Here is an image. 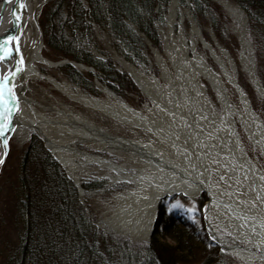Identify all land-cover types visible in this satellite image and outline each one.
Instances as JSON below:
<instances>
[{
	"label": "bare ground",
	"instance_id": "obj_1",
	"mask_svg": "<svg viewBox=\"0 0 264 264\" xmlns=\"http://www.w3.org/2000/svg\"><path fill=\"white\" fill-rule=\"evenodd\" d=\"M49 1L26 0L23 9L17 35L24 63L14 78L20 111L13 113L15 132L6 134L9 141L23 146L40 137L82 200L108 198L98 212V226L114 237L146 245L161 199L185 194L195 200L206 193L204 217L211 237L241 264H264V111L254 107L239 73L248 75L262 108L264 84L242 7L232 0H211L229 19L226 36L238 38V61L213 28L206 38L180 0H170L160 29L165 56L163 50L155 52L159 75L149 76L145 67L114 54L146 98L138 109L107 85L98 95L57 73V62L66 58L44 54L39 22ZM10 7L0 13V35L11 24ZM6 63L11 67L16 61ZM75 64L84 71L88 66ZM237 135L249 158L237 145ZM94 180L108 183L85 188Z\"/></svg>",
	"mask_w": 264,
	"mask_h": 264
},
{
	"label": "trees",
	"instance_id": "obj_2",
	"mask_svg": "<svg viewBox=\"0 0 264 264\" xmlns=\"http://www.w3.org/2000/svg\"><path fill=\"white\" fill-rule=\"evenodd\" d=\"M202 1L208 4L207 0ZM233 1L244 8L251 26H261L264 29V0ZM66 2L67 22L71 20L68 27L73 35L68 36L62 27L55 24L58 16L55 10L51 13L52 17L55 16L54 21L52 18L49 29L45 30L44 40L46 45L55 51L54 58H66L91 66L96 70V74L101 76L99 79L113 90L114 84H117L123 91L146 101L127 74H120L116 70L115 63L110 59H98L90 47L86 44L79 45L78 41L88 38L89 42L95 38L93 25H108L115 36L121 38L137 56H140V49L148 48L143 39L137 37L129 28V21L148 37L154 47L160 48L154 9L160 3L164 7L168 6L170 0ZM180 2L182 5L186 4L185 0ZM193 3L197 12L203 15L206 11L205 5L199 0H193ZM126 57L131 60L130 56ZM62 70L66 77L83 90L100 94L91 73L85 75L71 65H65ZM260 81L263 83L262 79ZM240 84L250 96L247 86L241 80ZM22 170L23 191L19 210L22 229L18 264H211L219 254L218 245L205 231L201 208L195 213L198 216L197 222L186 218L181 221L172 213H168L164 200L160 202L149 245L131 247L123 241L124 239H113L99 233L84 214L77 198L76 186L37 137L31 140L25 150ZM206 199L205 196L200 199V207Z\"/></svg>",
	"mask_w": 264,
	"mask_h": 264
},
{
	"label": "rangeland",
	"instance_id": "obj_3",
	"mask_svg": "<svg viewBox=\"0 0 264 264\" xmlns=\"http://www.w3.org/2000/svg\"><path fill=\"white\" fill-rule=\"evenodd\" d=\"M66 1L68 0L49 1L43 7V10L40 16L39 22H40L41 29L43 31V41H44V47H45L44 54L52 60H57L54 58L55 51L49 48L46 45L45 40H44L45 30L49 29L48 25L50 24V21L52 22V18L54 21V18H55V16L54 17L51 16L52 11L55 10V13L59 16V17L58 16L56 17L55 24H57L59 27H62L64 32L68 36L73 35V33H71L70 27H68V24L69 22H71V20L67 22L68 10H67ZM199 1L202 2V4H204L206 7V11L205 13H203V15L197 12L196 7L193 3V0H185V3L187 2L188 4L187 3L185 5L181 4V6L183 7V9H184V6H187L186 8L189 9L192 19L195 20V22L204 32V35L206 36V38L210 36L209 29L213 28L220 42L230 47L233 58L238 61L240 58L241 47L239 46V43L237 40L238 38L236 36H233L232 34H230L229 37L226 36L225 22L229 21V19L228 17L225 16L224 10L220 6L212 2L211 0H207L208 4H206L202 0H199ZM85 3L86 2H84V4ZM168 7H169V4L168 6L164 7V5L160 3L156 5L154 9V13L157 16L156 21H155V28H156L159 41L161 43L160 48L154 47L151 44V42H149L150 40L148 39L146 35L144 36L149 41H147L146 38L139 36L137 32L134 30L135 25L129 21L127 23L129 28L132 29V31L137 37H140L141 39H143L142 41L144 45L147 46L148 48V50L140 49V56H137V54H135L134 51H132L123 42L121 38L115 36V34L113 33V31L108 25L105 27H98L96 25H93V30H94L93 32H94L95 38L89 42L87 40L88 38L84 40L79 39L78 44L79 45L86 44L88 47L91 48L95 56L102 61H106L107 59H110L113 63H115L116 70L120 74H124V73L127 74L130 81L138 89L139 94L143 96V92H141L137 84L132 80L128 72L122 69V66L119 60L115 58L114 54H117L123 57L125 60L129 62L135 63L137 66L145 67L149 76H152V74L159 75L160 70L155 60V57H156L155 52L156 51L161 52L164 49L163 47L164 43H163V39L161 38L162 36L160 33L161 31L160 29L163 28V26H165L167 13H168ZM248 23H249V19H248ZM183 25H185L187 31L189 32L191 21L186 19L183 22ZM180 26H181V22L179 26L178 25L176 26V28L179 29ZM178 33L179 31H177V34ZM248 34L255 48V62H256V67H257V74H258V77H260L259 79H262L264 83V29L261 26L253 27L249 23ZM228 39H231L232 42H230ZM162 52H163L162 53L163 56H165L164 50ZM126 55L130 56L131 60H129L126 57ZM98 56H101L103 58L105 57L106 60H103L99 58ZM64 66L65 65H60V68L57 71V73L63 75L62 68ZM78 70L84 73L85 75H90L91 73V72L84 71L81 69H78ZM91 74L94 78V83H95L94 85L96 89L100 92L99 95H103V92H102L103 86L107 84H105L102 80L99 79V77H101L99 74H96V73H95L96 75L93 73ZM239 80H241V82L245 86H247L250 92L251 101L253 105L256 107V109L258 111H262V110L264 111V106L262 108L260 101L258 100L256 93L254 89L252 88V84L249 80L248 75L241 71L239 73ZM114 85H115L114 90L111 86L109 85L107 86L111 90L119 93L125 100L132 103L136 108L140 109L143 106L145 101L141 100L139 96L123 91V88L120 85H117V84H114ZM113 124L114 123L112 121H107V125L110 129H116V127H114ZM34 137H37V136L36 135L33 136L23 146H20L16 142V140L11 139L9 141L8 154L3 163L2 170L0 171V264H18V259H19L18 246L20 243V232L22 229V220H21V217L19 216L20 200L22 199L21 195L23 191V189L21 188V177L23 173L22 160H23V156H24L26 148L28 147V145L30 144L31 140ZM245 142H246L249 152L253 153L251 145L246 140ZM260 160L262 161L261 157H260ZM40 179H42V176H40ZM107 183L108 181L106 180H94V181L89 182L88 184H85V188L93 189V188L104 186ZM76 188H77V198L83 207L84 214L86 215V218L94 224L96 230L99 231V233L101 234H105L109 237H112L113 239L121 240L120 238L114 237L112 234L99 228L98 226V219H97L98 212L103 207L101 206V204H104V201H106L108 198L95 197V198L84 201L80 197L79 188L78 187ZM203 196L207 198L206 194H202L200 197L196 198L195 200H191L190 198L183 196V195H176L173 197L172 196L165 197L163 200L165 201V207L167 206L168 213H172V215L176 219L178 218V219H181V221H184V219L186 218V219L195 220L197 222L198 216L195 213L198 211V209L201 208V213L203 216L202 208L205 205L206 200H207L206 199L205 201H203V204L200 207L199 206L200 199H202ZM192 209H194L195 211L194 212L189 211ZM204 228L207 233V236L209 237L205 224H204ZM123 241L127 242L129 246L131 245V247H143V246L149 245L151 238H150L149 243L146 245L145 244L136 245V244L130 243L129 241L125 239ZM219 251H220V247H219ZM217 259H218V255L215 260ZM222 262H225V264H241L239 260L227 254H222L217 264H221Z\"/></svg>",
	"mask_w": 264,
	"mask_h": 264
},
{
	"label": "snow or ice",
	"instance_id": "obj_4",
	"mask_svg": "<svg viewBox=\"0 0 264 264\" xmlns=\"http://www.w3.org/2000/svg\"><path fill=\"white\" fill-rule=\"evenodd\" d=\"M7 3L8 0H5V4ZM25 8H27L26 0H15L11 12V15L15 17L14 24L18 25L21 23L23 15L21 9ZM19 39L20 37L17 34H4L2 39H0V64L4 65L3 68H0V143L3 145V153L0 154V164H3L9 148V138L6 134L15 132L13 113L20 111L19 99L15 90L16 84L14 83V78L17 72L22 70L24 63ZM17 55L19 56L18 60L16 59ZM13 60L16 63L8 67L6 62ZM17 64L20 67H17ZM189 211L194 212L195 210L192 209Z\"/></svg>",
	"mask_w": 264,
	"mask_h": 264
},
{
	"label": "water",
	"instance_id": "obj_5",
	"mask_svg": "<svg viewBox=\"0 0 264 264\" xmlns=\"http://www.w3.org/2000/svg\"><path fill=\"white\" fill-rule=\"evenodd\" d=\"M4 2H5V0H4ZM11 5V7H10V10H9V13H10V18H9V21H10V25H9V28H8V30L7 31H5L2 35H0V39H2V37H3V35L4 34H17V33H20L21 32V29H22V25H23V15H22V19H21V23L20 24H14L13 23V21L15 20V17L14 16H12L11 15V12H12V8H13V5L15 4V0H10V2H8L7 4H5V3H3V4H1V8H0V10H1V12L0 13H3L4 12V10H5V8H7V6L8 5ZM16 7H18V5H16ZM243 9V8H242ZM244 10V9H243ZM21 11H22V13H23V9H21ZM244 12H245V14H246V17H247V20H248V16H247V13H246V11L244 10ZM136 32H137V34L139 35V36H141V37H143V38H146L145 36H144V34H141L138 30H137V28L135 27V29H134ZM146 40L147 41H149L147 38H146ZM150 42V41H149ZM99 58H101V59H103V60H106V58L104 57H101V56H98ZM76 62L75 61H71V60H69V59H65V60H61V61H59V62H57V65L58 66H60V65H71V66H73L74 68H77V66H76V64H75ZM85 68H86V71H88V72H91V73H93V74H95L96 73V70L93 68V67H91V66H85ZM78 69V68H77ZM82 70V69H81ZM241 89V88H240ZM246 95V94H245ZM248 96V95H247ZM246 96V97H247ZM249 102V105H250V101H248ZM251 107V106H250ZM38 137V136H37ZM38 139H40L41 140V142L43 143V146L45 147V149L52 155V153L50 152V150L47 148V146H46V144L44 143V141L40 138V137H38ZM237 145H239V147L243 150V152L245 153V155H246V157L247 158H249V154L247 153V148H246V146H245V144L243 143V141H242V139H241V137L239 136V135H237ZM8 150H9V148H8ZM7 154H8V151H7ZM7 156V155H6ZM6 156H5V158H6ZM53 156V155H52ZM5 158H4V161H5ZM53 158L55 159V157L53 156ZM56 160V159H55ZM57 161V160H56ZM58 162V161H57ZM4 163V162H3ZM59 163V162H58ZM60 164V163H59ZM61 165V164H60ZM62 166V165H61ZM62 168H63V166H62ZM64 169V168H63ZM67 174V173H66ZM68 176V175H67ZM69 177V176H68ZM70 178V177H69ZM71 179V178H70ZM72 180V179H71ZM74 183V182H73ZM74 185L76 186V184L74 183ZM77 187V186H76ZM176 195V194H175ZM184 196H186L185 194H183ZM207 197L209 198V196L207 195ZM160 203V202H159ZM207 203V202H206ZM203 213H204V208H203ZM204 222H205V226H206V230H207V232H208V229H207V222H206V220H205V217H204ZM152 232H153V228H152V231H151V233H150V238H151V235H152ZM209 234V233H208ZM209 237L220 247V251H219V254H218V259L217 260H215V261H213L211 264H217L218 263V260L220 259V257H221V255L222 254H227L225 251H223V249L221 248V246H220V244L218 243V242H216L212 237H211V235L209 234ZM228 255V254H227Z\"/></svg>",
	"mask_w": 264,
	"mask_h": 264
}]
</instances>
